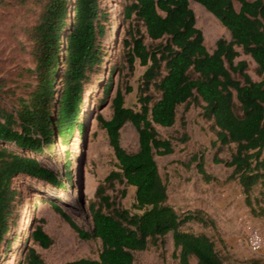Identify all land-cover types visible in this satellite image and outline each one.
I'll return each mask as SVG.
<instances>
[{"label": "trees", "instance_id": "obj_1", "mask_svg": "<svg viewBox=\"0 0 264 264\" xmlns=\"http://www.w3.org/2000/svg\"><path fill=\"white\" fill-rule=\"evenodd\" d=\"M6 1L0 0V5ZM191 1L215 16L231 40L219 39L210 52L196 25ZM34 2L41 11L35 24L24 28V34L31 43L35 67L22 70L20 82L0 77V257L15 223L12 217L20 197L16 179L29 177L62 187L61 176L37 156L44 155L57 140L69 146L76 134L84 135L87 86L103 63L101 39L107 14L100 0ZM123 18L130 25L124 42L126 64L132 73L136 66L144 69L138 87L140 108L125 106L131 87L125 92L119 88L112 100L111 118L96 117L118 163L91 203L92 229L80 228L52 204L81 239L102 243L97 259L64 264H134L137 252L165 245L170 233L179 264H192L193 259L196 264H225L222 238L182 230L189 221L215 229L213 220L202 210L180 213L169 204L168 185L156 157L173 154L175 146L160 135L158 127L172 128L180 121L184 134L177 141L186 143L190 139L186 114L193 107L200 108L216 137L218 151L232 148L228 159L217 155L213 160L233 169L225 183L237 182L251 214L264 217L260 200L264 194L254 196L259 187L264 188V0H132L124 8ZM238 49L256 63L261 81L251 78L246 61L237 60ZM110 89L111 85L104 88L108 94ZM8 96L14 101L5 103ZM128 123L139 138V149L133 153L121 146V131ZM192 161L197 162L198 173L206 182H218L206 171L203 158L194 155ZM66 164L65 178L69 180L71 166ZM129 186L136 188L132 209L121 204ZM256 206L261 207L259 213ZM31 238L43 249L54 244L43 227L36 228ZM24 264L48 263L31 248Z\"/></svg>", "mask_w": 264, "mask_h": 264}, {"label": "rangeland", "instance_id": "obj_2", "mask_svg": "<svg viewBox=\"0 0 264 264\" xmlns=\"http://www.w3.org/2000/svg\"><path fill=\"white\" fill-rule=\"evenodd\" d=\"M131 1L100 0L101 9L107 14V19L103 21L105 36L101 39L103 63L98 73L92 75V84L87 86V110H84L86 131L84 135L76 134L69 146H64L57 140V143L44 155L37 156L42 164L61 176L63 181L61 188L29 177L16 179L15 187L20 197L16 204L17 212L12 217L15 223L11 226L7 237L10 244L8 247L7 241L4 242L0 264H24L25 256L31 248L40 253L48 264H64L82 258L97 259L102 250L100 240L81 239L63 216L54 210L52 204L58 205L77 226L90 231L93 227L90 206L95 201V193L109 174L117 170L118 161L114 150L110 146L106 131L98 128L96 117L101 114L105 119L111 118L112 100L119 88L125 92L127 87H131L133 91L125 95V106L136 110L140 108L138 87L144 69L136 66L132 73L125 61L124 42L128 38L130 25L124 20L123 11ZM190 6L195 13L196 25L202 31L205 45L210 52L214 51L219 39L231 40L229 31L215 16L194 1H191ZM235 7L239 10L240 4L236 2ZM40 11L41 7L34 0H7L0 5V77L10 83L20 82L21 71L35 67L31 55V43L24 34V28L35 24ZM69 16L71 17L72 13ZM238 51L240 57L237 60L246 61L251 78L256 82L261 81L263 77L257 74L256 63L250 56L244 55L241 49ZM109 85L111 89L108 94L104 88ZM17 94H20V91ZM3 101L12 102L14 97H5ZM182 112L181 108L179 118ZM201 112L200 108L193 107L186 114L190 138L186 143L181 144L177 141L184 134L180 121L172 128L158 127L163 138L172 140L175 152L165 157L157 156L156 160L160 173L167 182L170 201L177 211L182 213L202 210L213 220L215 226V229L209 228L210 230L204 231L202 224L189 221L182 230L197 234L206 233L221 239L218 232L220 221L204 209L196 207L197 201L190 199L200 198L204 203L214 206L215 198H223L230 192L234 193L237 182L225 183L230 169L223 164L213 163L217 155L228 159L232 148L225 147L221 152L218 151V146L214 144L216 137L211 132L209 123L202 118ZM121 146L130 153L139 149L138 133L131 123L126 124L121 131ZM10 148L15 150L13 146ZM194 155L204 159L206 171L212 176L219 177H215L218 182L208 183L204 180L196 168L197 162L192 161ZM67 162H70L71 166L69 180L65 178ZM117 188L120 189L119 186ZM115 192L109 191L112 195ZM135 193L136 188L127 187V196L121 201L122 207L132 209ZM260 193L264 194L263 187L256 190L255 198H259ZM242 196L245 203V196L243 194ZM260 200L264 207V195ZM231 205L224 204L228 214ZM260 208L256 206L257 213ZM233 211L240 213L237 219L221 214H224L225 222L229 224L236 222L237 226H242L240 231L242 243L235 247L225 245L223 251L226 257L225 264H264V250L258 254L249 250L246 230L248 225L257 226L264 234V217L253 216L246 203L245 206L237 203ZM38 227H43L54 240V244L49 249H43L32 240L31 234ZM209 231L215 232L216 236ZM218 247L223 250L221 245ZM174 250L172 235L168 234L165 245L150 246L146 251L137 252L134 264H179ZM192 262L195 264L194 259Z\"/></svg>", "mask_w": 264, "mask_h": 264}, {"label": "crops", "instance_id": "obj_3", "mask_svg": "<svg viewBox=\"0 0 264 264\" xmlns=\"http://www.w3.org/2000/svg\"><path fill=\"white\" fill-rule=\"evenodd\" d=\"M213 163H214V161H213ZM229 169H230V172L227 175V177L230 176L233 172L232 168H229ZM209 174H211V173H209ZM214 177H217V176L214 175ZM217 178H219V177H217ZM190 200L194 201V202L197 201L195 203V204H198L196 207H198L200 209H204L205 211L210 213L217 221H220L219 225H218V228H219L218 232H219L221 238L225 241V243L228 246L235 247L237 245H241V243H242L241 235L242 234L240 231H241L242 226H237L236 222H235V224H233V223L229 224L228 222H225L223 219L224 214L232 217V219H237L240 216V213H238V212L235 213L233 211V210H235L236 204L238 203L239 205L245 206L244 197L242 196L241 186L238 183H237V187L234 190V193L230 192V193L226 194L223 198H219V197L215 198L213 200L214 206H211V205L204 203V201L200 200V198L199 199L195 198V199H190ZM169 204L175 207V205L170 201V196H169ZM224 204H228V205L232 204L230 207L231 209H228L230 211V214H228V211H225ZM221 213H224V214L222 215ZM202 230L206 231L207 229H205L202 226ZM208 230H210V229L208 228ZM209 233H212L213 235L216 236V233L213 231L212 232L209 231ZM170 234L172 235V242L174 244L173 233H170ZM194 261L196 264L195 259H194ZM192 264H193V262H192Z\"/></svg>", "mask_w": 264, "mask_h": 264}, {"label": "built area", "instance_id": "obj_4", "mask_svg": "<svg viewBox=\"0 0 264 264\" xmlns=\"http://www.w3.org/2000/svg\"><path fill=\"white\" fill-rule=\"evenodd\" d=\"M247 230V244L249 250L254 253L258 254L264 250V234L260 228L257 226H246Z\"/></svg>", "mask_w": 264, "mask_h": 264}, {"label": "bare ground", "instance_id": "obj_5", "mask_svg": "<svg viewBox=\"0 0 264 264\" xmlns=\"http://www.w3.org/2000/svg\"><path fill=\"white\" fill-rule=\"evenodd\" d=\"M73 7V6H72ZM91 90V89H90ZM88 91V90H87ZM90 93V92H89ZM86 97V96H85ZM89 100V99H88ZM86 102H87V100H86ZM84 110L86 111L87 109H86V103H85V108H84ZM90 129H91V127H90ZM95 132V131H94ZM94 134V133H93ZM92 138V137H91ZM88 150V149H87ZM85 177H86V175H85ZM87 179H88V174H87Z\"/></svg>", "mask_w": 264, "mask_h": 264}]
</instances>
